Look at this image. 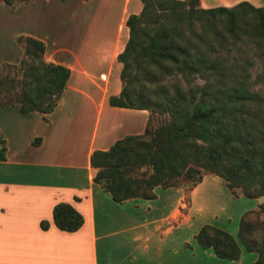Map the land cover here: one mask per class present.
I'll return each instance as SVG.
<instances>
[{
	"label": "crops",
	"instance_id": "0c3cea01",
	"mask_svg": "<svg viewBox=\"0 0 264 264\" xmlns=\"http://www.w3.org/2000/svg\"><path fill=\"white\" fill-rule=\"evenodd\" d=\"M241 1L264 5V0L199 4L232 7ZM21 5H31L32 28L15 35L16 58L2 62L17 64L23 57L17 38L30 36L44 43V60L67 67L70 76L50 112L22 113L18 105L0 106L16 126L11 132L0 122L6 146L0 160V264L253 263L256 253L244 248L237 232L241 216L257 205L239 203L240 195L230 192L227 213L210 210L219 196L198 191L210 184L207 177L191 190L157 187L153 199L122 203L93 181L92 153L142 133L148 122L147 110L109 104L122 86L117 56L128 39L126 20L141 11V1L30 0L13 9ZM64 19L68 35L58 31ZM60 202L82 215L78 230L64 231L54 224L52 210ZM41 221L48 223L46 229ZM204 224L236 238L240 256L221 258L212 248L202 247L195 235Z\"/></svg>",
	"mask_w": 264,
	"mask_h": 264
},
{
	"label": "trees",
	"instance_id": "16d2710c",
	"mask_svg": "<svg viewBox=\"0 0 264 264\" xmlns=\"http://www.w3.org/2000/svg\"><path fill=\"white\" fill-rule=\"evenodd\" d=\"M28 1L0 3L14 7ZM140 1L141 11L126 20L128 39L117 56L122 86L109 104L147 110L148 122L142 133L92 153L93 181L122 203L153 199L157 187H194L203 172L216 175L233 194L237 189L248 198H263L241 216L237 237L256 253L251 264H264V71L252 79V58L239 49V44L254 46L264 64V5L241 1L202 8L199 0ZM17 42L20 63L4 64L13 71L4 75L0 67V106L50 112L70 70L44 60L41 40L19 36ZM153 116L159 124H151ZM5 152L0 134V160ZM52 219L69 232L83 224L66 202L53 207ZM40 225L48 227L46 221ZM195 239L218 257L240 256L238 240L214 225L204 224Z\"/></svg>",
	"mask_w": 264,
	"mask_h": 264
},
{
	"label": "rangeland",
	"instance_id": "374dc122",
	"mask_svg": "<svg viewBox=\"0 0 264 264\" xmlns=\"http://www.w3.org/2000/svg\"><path fill=\"white\" fill-rule=\"evenodd\" d=\"M2 5L3 6L0 7V63L5 60H9V59L14 60L16 58L15 56L16 55L15 54V46H16L15 35L20 32L26 31V29L32 28V23H33L32 18H31V7H29L31 5L29 6L21 5L17 7L16 9H13V8H15L17 5H15L14 7L10 5H6V4H2ZM58 31L63 35L69 34L70 29H69V24L66 21V19H64L61 22V26L59 27ZM76 32H78V30ZM253 47L254 46L252 45L239 44L240 51L245 53V55H248L252 58L251 73H252V79H255L257 78V75L259 74V72L264 71V64L258 58L254 56V51L252 50ZM22 58L20 59V61L22 60ZM20 61L16 65H18ZM4 64H12V63L2 62L0 64V67L2 68L1 69L2 74L4 75L6 73H13L11 69L4 67L3 66ZM0 122H2L8 128L9 131L15 132L16 130L15 123L8 116V114L5 113L4 111H0ZM159 123H160V119L157 116H153V121L151 124L157 125ZM215 176L216 175H213L210 173L205 174V172H203V177L204 178L207 177V181L210 184L208 186L206 184V187H204L205 185H203V187H201V189H199L198 191L213 192L216 194V196H219L215 198L216 201H213L212 203L213 205L210 206L209 209L210 210L212 209V211L213 210L221 211V212L225 211L227 213V211H229L232 207L228 200V197H229L228 195L231 194L230 193L231 191L228 189L225 183L221 181L220 177H218L220 179L217 180ZM183 181L184 183H186V185L187 184L188 186L191 185L189 181H185V180H180L179 183ZM194 187H190L187 189L188 190L193 189ZM235 192L240 195L239 197H236L237 198L236 200H238L239 203L252 202L254 203V205H257V202L263 201V198L252 199V198L243 196L241 192L237 189H235ZM202 201L203 199L201 197L197 200V204L201 206Z\"/></svg>",
	"mask_w": 264,
	"mask_h": 264
}]
</instances>
